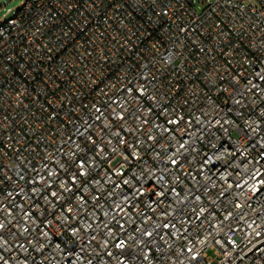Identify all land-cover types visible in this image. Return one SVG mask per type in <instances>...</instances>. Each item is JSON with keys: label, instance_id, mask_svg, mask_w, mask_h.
Here are the masks:
<instances>
[{"label": "built area", "instance_id": "2783aa9c", "mask_svg": "<svg viewBox=\"0 0 264 264\" xmlns=\"http://www.w3.org/2000/svg\"><path fill=\"white\" fill-rule=\"evenodd\" d=\"M260 76L264 0H24L0 23V264H264ZM153 170L157 203L121 183Z\"/></svg>", "mask_w": 264, "mask_h": 264}, {"label": "snow or ice", "instance_id": "6c2138e0", "mask_svg": "<svg viewBox=\"0 0 264 264\" xmlns=\"http://www.w3.org/2000/svg\"><path fill=\"white\" fill-rule=\"evenodd\" d=\"M259 79L264 80V76H260ZM253 87H256L255 84H253ZM237 103H239V101H237ZM99 111V110H98ZM97 119H99V117H97ZM121 120L124 119L123 116L120 117ZM170 123H178V121H169ZM145 124H147V121L144 122ZM113 135L117 136L119 138V145L121 146H125L127 147V151L123 153V163L118 165V168H123L124 164L128 163L130 159L132 160H139L140 157L137 155L136 152V144L139 143V141H137L136 143L130 142L128 141L124 135L121 134L120 131H117L115 133H113ZM89 143L91 144H96V141L91 137H87ZM149 140L153 139V137L151 135H149L148 137ZM109 145H111V140L108 141ZM98 152H104L103 148H100L99 145H96ZM184 144L180 145V148H183ZM116 149H113V152H115ZM177 151H179V149H177ZM106 155V153H105ZM157 155H159L157 153ZM169 159L171 160V164L172 165H176L177 161L174 159H171V157H169ZM76 167L79 169L78 173L76 174H70V179H71V183L75 184L77 183V180L80 177H86L88 175V168L91 166V161H85L84 159H80L77 160L76 162ZM61 167H65L64 165H61ZM147 167V165L145 164V168ZM121 177L124 176L123 172H119L118 173ZM49 176H54L56 175V173L49 171L48 173ZM139 181V186H136V182ZM157 181H163V176L160 177H156L155 176V171H150L147 175H143V174H139L136 175L134 177V179L130 180L128 178H124L122 179L121 183L123 185H128L129 183L133 184V191L138 194V195H151L153 197L152 199V203H157V200L155 198L159 197V198H163L165 195V191L164 189L161 187L160 184L157 183ZM67 183V181H64L63 179L60 181V187L64 188L65 184ZM261 184H264V180L260 181ZM48 186L49 188H51L52 186V182L49 181L48 182ZM116 187H120V184H117ZM68 190H71V188H69ZM258 190V189H257ZM171 191L173 193H175L176 195H179V193H176L175 188L171 189ZM50 195L53 198H57L58 197V193L57 191H51ZM47 198V197H45ZM80 199L83 201L84 198L83 196L80 197ZM124 199L127 201L129 199L128 196H125ZM197 199H199V197H197ZM240 205H237V207H239ZM117 207L119 208L120 206L117 205ZM122 210V209H121ZM70 211V209H69ZM255 223V221L253 222ZM5 227V225L3 224V222H0V229H3ZM165 228L169 227V225L165 224L164 225ZM251 227V225H250ZM25 231H27V229H25ZM146 236L151 237L152 233L151 232H146L145 233ZM257 235H259V233H257ZM7 244V241L3 240V237L0 236V250L3 249V245ZM121 244H123V241H121ZM118 247L120 245H117ZM188 251H192L191 248L188 249ZM0 259H3V257H0ZM192 259H197V257L195 255H193ZM4 264H7V261L4 262Z\"/></svg>", "mask_w": 264, "mask_h": 264}, {"label": "rangeland", "instance_id": "374dc122", "mask_svg": "<svg viewBox=\"0 0 264 264\" xmlns=\"http://www.w3.org/2000/svg\"><path fill=\"white\" fill-rule=\"evenodd\" d=\"M24 0H0V23L6 21L13 11L17 9ZM193 9L197 13H201L206 7L207 0H189ZM207 256H213V252L208 250Z\"/></svg>", "mask_w": 264, "mask_h": 264}]
</instances>
